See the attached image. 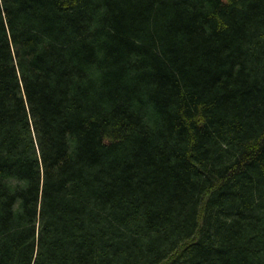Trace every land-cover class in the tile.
Wrapping results in <instances>:
<instances>
[{"label":"trees","instance_id":"1","mask_svg":"<svg viewBox=\"0 0 264 264\" xmlns=\"http://www.w3.org/2000/svg\"><path fill=\"white\" fill-rule=\"evenodd\" d=\"M0 264H264V0H0Z\"/></svg>","mask_w":264,"mask_h":264}]
</instances>
